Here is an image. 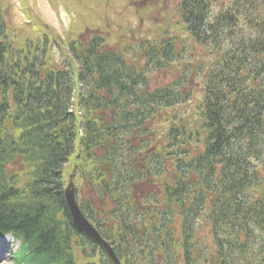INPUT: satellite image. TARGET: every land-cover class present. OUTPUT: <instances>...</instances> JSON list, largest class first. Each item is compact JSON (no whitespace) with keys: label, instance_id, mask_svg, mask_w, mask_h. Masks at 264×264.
Here are the masks:
<instances>
[{"label":"trees","instance_id":"16d2710c","mask_svg":"<svg viewBox=\"0 0 264 264\" xmlns=\"http://www.w3.org/2000/svg\"><path fill=\"white\" fill-rule=\"evenodd\" d=\"M198 8L202 15L203 6ZM246 14L252 19H246L245 23L254 34L239 32L238 43L224 53L219 65L208 73L202 104L207 110L202 128L207 132L206 139L199 142V154L190 157V137L186 128H173L172 137L176 142L169 146V152L175 155L179 171L177 183L183 196L170 197L167 201L180 203L182 210L186 205L192 208L197 198L192 191L195 183L214 192L216 187H222L227 194V203L225 208H214L213 218L217 226L228 227L225 233L228 240L222 241L228 244V251L223 257L234 260L233 264H264L263 237L253 231L257 228V232H264V3L247 8ZM205 20L186 19L194 36L207 37L206 32L211 31L212 26L209 27ZM233 21L235 19H226V26L231 27ZM212 35L214 39L221 36L220 32ZM95 41L89 44V50L79 53L76 45H70L74 57L77 61L81 59L83 65L80 80L93 76L101 101L105 94L115 95L105 101L106 106H100V101L95 105L97 110L105 113L108 110L114 112L109 115L110 123L107 117L99 126L86 125L84 134L88 149L96 141L106 143L119 139L124 132L121 131L124 120L118 123L117 118L127 115V130L129 125L134 129L143 125L141 119H146V110L149 119L154 120L163 110H173L185 101L179 81L150 89L148 80L135 65L116 52L99 53L94 49L101 47L103 40L97 38ZM11 45L5 22L0 19V226L16 231L26 241L16 264H75L76 241L82 246L87 241H83L85 237L63 229L53 217L57 206L65 210L64 198L58 195L56 188V173L61 167L57 162L61 163L76 150L77 117L66 111L73 82L67 71L39 69L40 58L20 57ZM172 56L171 45L151 47L145 53L146 69L164 68L174 61ZM124 98H130V101L125 103ZM115 125L117 130H113ZM205 136L199 134L194 138L198 142ZM145 162L150 164L152 161L146 157ZM17 164L27 170L24 182H20L16 173L9 175L8 166L15 168ZM217 167L219 172H216ZM222 174L224 183L219 185L220 177L217 180L215 177ZM190 175L199 179L190 181ZM94 176L99 185L110 188L107 180L96 172ZM256 191L261 195L259 200L251 197V192ZM239 192L243 193V201L236 203L234 197ZM240 205L248 211H235ZM186 211L182 213L183 240L191 242L193 230ZM245 217L252 219L245 222L249 228L237 241L238 220ZM259 241L258 252L256 249L250 252ZM25 252L29 254L25 255Z\"/></svg>","mask_w":264,"mask_h":264},{"label":"rangeland","instance_id":"374dc122","mask_svg":"<svg viewBox=\"0 0 264 264\" xmlns=\"http://www.w3.org/2000/svg\"><path fill=\"white\" fill-rule=\"evenodd\" d=\"M100 1L102 0H58V2L57 0H27V4L33 8L34 13L25 5L24 0H6L7 4H11V7H9L10 10H7V18L10 25H13V22L22 24L27 19H31L33 14H36L55 27V30L63 36L68 27L73 24L71 22L68 26L69 19H80L75 23L73 29L74 33L80 34V31L84 32L86 30L100 31L103 34H106V32L110 33V46L114 49L118 48L120 51L124 50L125 43L134 42V39L138 36H145L151 39L159 36L160 38H167L163 29L172 24L170 23L171 20H175L173 19L174 13L172 14L171 11L167 12V10L176 4V0H168V3L160 0L155 2L149 1V9L143 10L146 19L143 20V25L141 26L138 25L140 19H136V15L129 10V5L134 0H111L110 4ZM142 6H145V4ZM97 8L98 11L96 10ZM162 8L164 11L166 10L162 15L167 16L165 19H160ZM96 11L99 13L100 17L104 19L103 21L102 19H98L104 23L103 26L100 27L103 28L101 30H96L98 28L94 29L88 26L89 23L85 20L95 17ZM57 14H59V16H57ZM177 28L181 32H184L183 26L180 24H177ZM178 32L179 31L176 29L173 30L171 34L174 36ZM152 33H156V36H153ZM55 56L59 57V54L56 53ZM201 101L202 93L197 92L192 99L184 105V109L181 110V112L184 110L187 116L185 118L187 130L191 128L197 129L200 126V119L197 115L196 108L202 103ZM169 113H165L162 116L165 123L167 120L164 116ZM85 190L88 192L86 187ZM174 227L175 225L173 228ZM176 227H178V225H176ZM174 235L176 237L178 232L175 231Z\"/></svg>","mask_w":264,"mask_h":264},{"label":"water","instance_id":"95a60500","mask_svg":"<svg viewBox=\"0 0 264 264\" xmlns=\"http://www.w3.org/2000/svg\"><path fill=\"white\" fill-rule=\"evenodd\" d=\"M70 200H71V197H70ZM73 214L77 217V219L80 220V223L78 224L82 229L88 231V233L93 236V237H96L95 235H97L95 233V231L90 228L84 221L81 220L80 216L78 215V211L76 209H73ZM95 234V235H94Z\"/></svg>","mask_w":264,"mask_h":264},{"label":"bare ground","instance_id":"6f19581e","mask_svg":"<svg viewBox=\"0 0 264 264\" xmlns=\"http://www.w3.org/2000/svg\"><path fill=\"white\" fill-rule=\"evenodd\" d=\"M21 171V169H16V172H20Z\"/></svg>","mask_w":264,"mask_h":264}]
</instances>
